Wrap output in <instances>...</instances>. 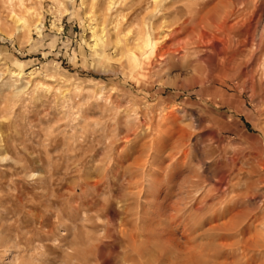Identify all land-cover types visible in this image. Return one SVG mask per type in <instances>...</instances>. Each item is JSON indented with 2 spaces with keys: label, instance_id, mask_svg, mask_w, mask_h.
<instances>
[{
  "label": "rangeland",
  "instance_id": "374dc122",
  "mask_svg": "<svg viewBox=\"0 0 264 264\" xmlns=\"http://www.w3.org/2000/svg\"><path fill=\"white\" fill-rule=\"evenodd\" d=\"M20 5L0 9V264H264V0Z\"/></svg>",
  "mask_w": 264,
  "mask_h": 264
},
{
  "label": "bare ground",
  "instance_id": "6f19581e",
  "mask_svg": "<svg viewBox=\"0 0 264 264\" xmlns=\"http://www.w3.org/2000/svg\"><path fill=\"white\" fill-rule=\"evenodd\" d=\"M14 6H18L21 8V10L23 11V7H21L20 5V0H0V9H2L3 11H5V16L6 15H10L12 14V10L11 8L14 7ZM25 9V8H24ZM28 9V8H27ZM180 10V9H179ZM21 11V12H22ZM177 11V9H176ZM209 11V10H208ZM207 11V12H208ZM197 15V13H196ZM204 15V14H203ZM204 17V20L200 21L199 19V15L196 16L195 18H191L190 16H186V18L184 17V20H179L170 30H169V25H168V30L167 32H165L164 35V40L165 42H168V43H176V44H180L182 43V41H186V38H190V34L188 32H190L191 30H193L195 28V31L196 33L192 34L191 36V39H196L197 38V33L198 31H196L197 27L199 28V30H201L202 28H204L205 26H212L213 25V21L210 19L211 17L208 16V13L206 15L203 16ZM202 17V18H203ZM14 18V17H13ZM178 19V18H177ZM200 21V23H202L201 26H197V23ZM171 23V22H170ZM199 23V24H200ZM187 24V33L185 32L183 35V38L182 40H179V39H176V36H177V32L179 30H182L184 28V25ZM211 28V27H210ZM247 29V28H246ZM185 30V29H184ZM183 33V32H182ZM188 34V35H187ZM244 36L242 37V39L240 41H234L233 43H243L244 39H245V32L243 33ZM180 35V34H179ZM190 39V40H191ZM187 42V41H186ZM195 42V41H194ZM166 43V44H168ZM185 43V42H184ZM183 43V45H184ZM241 46V45H240ZM239 46V47H240ZM251 59V58H250ZM225 229H229L231 227V224L229 222H226L225 224ZM119 233V232H118ZM119 235V234H118ZM121 235V234H120ZM239 236V235H237ZM118 237V236H117ZM258 240V239H257ZM259 242V240L257 241ZM165 245V244H164ZM248 245V244H247ZM251 247V246H250ZM169 250V249H168ZM244 250V249H243ZM183 251V249H182ZM264 253V252H262ZM154 255V254H153ZM157 256V255H156ZM153 258V257H152ZM173 261V260H172ZM164 262V261H163ZM169 264H198V261H196V256H194L193 254H187V253H183L180 255V257L176 260V262H170Z\"/></svg>",
  "mask_w": 264,
  "mask_h": 264
}]
</instances>
